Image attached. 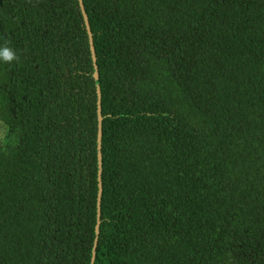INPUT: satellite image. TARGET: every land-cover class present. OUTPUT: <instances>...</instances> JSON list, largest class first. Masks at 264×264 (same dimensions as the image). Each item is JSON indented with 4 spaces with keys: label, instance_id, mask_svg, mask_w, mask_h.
I'll use <instances>...</instances> for the list:
<instances>
[{
    "label": "trees",
    "instance_id": "trees-1",
    "mask_svg": "<svg viewBox=\"0 0 264 264\" xmlns=\"http://www.w3.org/2000/svg\"><path fill=\"white\" fill-rule=\"evenodd\" d=\"M0 0V264H264V0Z\"/></svg>",
    "mask_w": 264,
    "mask_h": 264
},
{
    "label": "water",
    "instance_id": "water-1",
    "mask_svg": "<svg viewBox=\"0 0 264 264\" xmlns=\"http://www.w3.org/2000/svg\"><path fill=\"white\" fill-rule=\"evenodd\" d=\"M84 15H85V19L87 22V29L90 35V43H91V49L93 52V57L95 59V48H94V42H93V36H92V32H91V28L88 22V17L85 13L84 10V6H83V0H80ZM95 78L97 81V88H98V94H99V101H98V115H99V135H98V158H99V195H98V224L96 227V242H95V248H94V253H93V259H92V264H94L95 262V253H96V248H97V243H98V238H99V230H100V217H101V201H102V193H103V186H102V171H103V166H102V132H103V117H102V106H101V101H102V97H101V88H100V84H99V75H98V69L97 66L95 67ZM5 129V128H4ZM6 136V129H5V134L2 137V139H4Z\"/></svg>",
    "mask_w": 264,
    "mask_h": 264
},
{
    "label": "clouds",
    "instance_id": "clouds-1",
    "mask_svg": "<svg viewBox=\"0 0 264 264\" xmlns=\"http://www.w3.org/2000/svg\"><path fill=\"white\" fill-rule=\"evenodd\" d=\"M15 58V54L11 49L7 47L0 49V59H3L5 62H11Z\"/></svg>",
    "mask_w": 264,
    "mask_h": 264
},
{
    "label": "rangeland",
    "instance_id": "rangeland-1",
    "mask_svg": "<svg viewBox=\"0 0 264 264\" xmlns=\"http://www.w3.org/2000/svg\"><path fill=\"white\" fill-rule=\"evenodd\" d=\"M4 134H5V129H4V126L2 125V123L0 122V140L2 139Z\"/></svg>",
    "mask_w": 264,
    "mask_h": 264
},
{
    "label": "flooded vegetation",
    "instance_id": "flooded-vegetation-1",
    "mask_svg": "<svg viewBox=\"0 0 264 264\" xmlns=\"http://www.w3.org/2000/svg\"><path fill=\"white\" fill-rule=\"evenodd\" d=\"M3 125V124H2Z\"/></svg>",
    "mask_w": 264,
    "mask_h": 264
}]
</instances>
